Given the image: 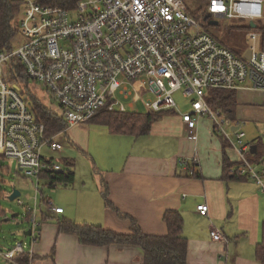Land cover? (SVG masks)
<instances>
[{
	"label": "built area",
	"instance_id": "obj_1",
	"mask_svg": "<svg viewBox=\"0 0 264 264\" xmlns=\"http://www.w3.org/2000/svg\"><path fill=\"white\" fill-rule=\"evenodd\" d=\"M18 1L23 4L18 33L10 49H0V156L15 159L24 177L32 180L34 207L21 197L16 202L26 207L33 242L41 226L39 203L54 213L64 212L45 195V189L50 194L57 190L59 175L66 171L52 156L64 148L58 134L104 110L126 112L121 98L129 100L133 112L139 103L147 112L178 111L174 94L182 90L191 102V111L182 113L189 134L195 137L200 120L211 118L215 132L239 155L233 173L254 179L264 191V168H257L264 156L253 159L243 129L221 108L213 109L206 97L210 89H264L262 33L248 32L247 48L238 55L206 28L221 25V20L257 23L264 16L263 0ZM197 1L204 14L200 19L190 13ZM213 20L218 24H210ZM31 86L52 94L60 110L34 95ZM33 98L64 117V130L47 134ZM181 162L194 174L190 161ZM197 211L206 216L208 204L198 205ZM210 234L215 241L224 240L219 229L211 228ZM0 255L7 264H21L24 241Z\"/></svg>",
	"mask_w": 264,
	"mask_h": 264
},
{
	"label": "crops",
	"instance_id": "obj_2",
	"mask_svg": "<svg viewBox=\"0 0 264 264\" xmlns=\"http://www.w3.org/2000/svg\"><path fill=\"white\" fill-rule=\"evenodd\" d=\"M260 24L264 26V16ZM237 91L236 118L232 119L239 127L264 121V89ZM182 113L162 115L149 133L140 136L115 134L107 126L91 122L70 127L62 151L67 154L63 158L75 162V177L72 184L63 185L71 189L62 192L61 202L53 203L63 207L64 212L57 214L48 205L39 206V220L43 212L48 220L41 223L36 242L30 235L23 240L26 255L20 263H144L145 254L139 246H88L81 244L77 236L59 230L58 220L68 218L120 233L130 231V220L106 207L103 178L109 184L110 200L121 212L136 219L145 234L166 235L164 213H182L183 234L188 240L187 264H262L256 258V247L263 238L264 191L252 178L234 179L224 172V150L232 162L238 163L232 173L239 166V155L231 142L215 132L211 118L200 120L193 137ZM249 143L264 156L263 137ZM194 158L198 159L194 163L197 177L189 176L181 162H192ZM81 165L93 171L91 177L78 172ZM257 168H264V163H257ZM202 203L209 206L206 216L197 211ZM1 216H8L2 208L0 220H4ZM211 228L219 229L224 240H213ZM0 258L5 261L1 255Z\"/></svg>",
	"mask_w": 264,
	"mask_h": 264
},
{
	"label": "trees",
	"instance_id": "obj_3",
	"mask_svg": "<svg viewBox=\"0 0 264 264\" xmlns=\"http://www.w3.org/2000/svg\"><path fill=\"white\" fill-rule=\"evenodd\" d=\"M198 4L194 10H191V14L200 19L204 14L201 10L202 6ZM23 9V4L18 0H0V49L8 50L12 47V39L18 33V19ZM237 20V19H236ZM238 21V20H237ZM241 21V20H239ZM210 28L209 31L218 38L219 41L232 49L238 55L242 54L247 48L245 45L229 46L224 40H221L219 36L212 30L213 26H206ZM244 29L246 34L250 31L261 32L262 48L264 49V26L258 24L256 28H252L250 23L245 26H239L232 24L228 29L229 39L233 38L234 31L236 29ZM237 90L226 89H210L207 90L206 97L213 109L221 108L229 117L236 118V108L238 101ZM34 112L37 118L45 123L47 127L48 135H55L64 130L66 127V121L60 114L54 112L47 107L41 100L33 98ZM175 110H164L158 112H111L101 111L89 122L97 123L107 126L112 133L115 134H128L140 136L147 134L151 131L152 125L161 119L164 114L174 113ZM224 146L226 142L224 141ZM224 150L223 163L224 172L227 176L234 179H243L238 173H232V169L238 165L237 162H232ZM259 152L252 154L253 159L259 161L262 157ZM66 168V171L59 175V181L61 185L72 184L75 177L76 164L73 159L63 158L61 160ZM196 164V163H195ZM193 162L190 163V169L194 171V174H190L189 169L187 174L189 176L197 177L199 172L196 171V166ZM4 167V166H2ZM6 168V167H4ZM47 174H45L46 176ZM102 195L105 201V205L108 209L117 212L118 216L122 219H129L131 222L130 231L128 233H120L112 229L106 228L103 225L90 224L87 222L77 223L68 218H60L58 220L59 230L61 233L72 234L78 237L79 241L83 245L88 246H111V245H132L139 246L144 251V263L143 264H187V252H188V240L183 234L184 218L180 211L167 210L163 215V221L167 226V234L162 235H149L145 234L136 219L128 214L121 212L114 203L110 200L109 184L102 178ZM42 207V206H41ZM41 211L43 212L42 208ZM16 217L15 219H17ZM48 220V216L43 212L41 215V223ZM25 256V255H24ZM24 256L20 257L18 261ZM256 258L262 264H264V224H263V238L256 247ZM23 264V263H22Z\"/></svg>",
	"mask_w": 264,
	"mask_h": 264
},
{
	"label": "rangeland",
	"instance_id": "obj_4",
	"mask_svg": "<svg viewBox=\"0 0 264 264\" xmlns=\"http://www.w3.org/2000/svg\"><path fill=\"white\" fill-rule=\"evenodd\" d=\"M260 24L261 20H257ZM221 25L214 26L212 30L219 36L221 40H224L227 45L231 46H243L245 43H248L246 38V32L244 29H236L234 31L233 38L229 39L228 29L232 24H237L239 26H245L248 24V21H237V20H221ZM31 92L41 98L47 105L60 110L58 107V102L53 98L52 94L48 93L45 89L41 87L31 86ZM174 99L178 105V111L180 112H190L191 111V102L189 99L184 98L183 91H177L174 94ZM122 103L126 104V112H133V110L129 105L126 99H120ZM138 113H147L146 108L139 103L137 108ZM243 131L248 134L246 140L252 142L256 140L257 137H263L264 139V121H252L248 122L245 126H243ZM65 133H60L57 136V140L62 142L65 146L64 137ZM66 153V152H65ZM44 154L49 155L47 149H44ZM66 155V156H65ZM55 159L62 160L63 157H67V154H64V151L54 152L52 154ZM0 166L7 167V170L0 169V207L6 210V214L10 217L13 213H18L19 216L17 219H11L9 221L0 220V250H6V248L10 249L18 241H23L26 239L24 235V231L29 226L28 216L26 212V207L21 206L16 201H8L6 199V194L8 191L12 190V185H16L22 192L21 199L25 202L26 205H31L34 207V200L32 199L35 196V189L33 188L32 180L24 177V172L19 170L17 162L15 159L7 158L0 156ZM81 174H88L91 177L92 170L86 169L82 165L80 170L78 171ZM5 186V187H4ZM11 188V190H9ZM68 187L60 185L55 194H50L48 189H45V195L52 197L53 203L57 204L59 201L61 202L62 192L67 191ZM42 208H46L45 204L39 203ZM1 218H4L1 216ZM29 237V236H28ZM27 237V238H28ZM39 239V235L37 234ZM52 257V253L50 254ZM0 264H7L2 258H0Z\"/></svg>",
	"mask_w": 264,
	"mask_h": 264
},
{
	"label": "water",
	"instance_id": "obj_5",
	"mask_svg": "<svg viewBox=\"0 0 264 264\" xmlns=\"http://www.w3.org/2000/svg\"><path fill=\"white\" fill-rule=\"evenodd\" d=\"M210 24H212V25H217V24H218V21H217V20H213V21L210 22ZM250 26H251L252 28H256L258 25H257L256 22L251 21V22H250ZM250 53H251V52L248 51L247 54H246V57H249V56H250ZM233 129H235V127H234ZM251 152H252V153H256V147H255V146H252V147H251ZM11 188H12V190L9 191V192H7V194H6V196H5L6 199H7L8 201H10V202H12V201H16V199L19 198V197H21V195H22L21 190H20L17 186L12 185ZM0 208H1V207H0ZM3 210H4V209H3ZM4 211H6V210H4ZM18 216H19L18 213H13L10 217H6V218H4L3 221H9V220L14 219V218H16V217H18ZM24 235H25V236H29V235H31V230H30V229L25 230V231H24Z\"/></svg>",
	"mask_w": 264,
	"mask_h": 264
}]
</instances>
